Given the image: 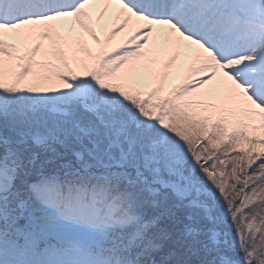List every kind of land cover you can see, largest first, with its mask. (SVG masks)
<instances>
[{
	"label": "snow or ice",
	"instance_id": "6c2138e0",
	"mask_svg": "<svg viewBox=\"0 0 264 264\" xmlns=\"http://www.w3.org/2000/svg\"><path fill=\"white\" fill-rule=\"evenodd\" d=\"M0 264H264V0H0Z\"/></svg>",
	"mask_w": 264,
	"mask_h": 264
},
{
	"label": "bare ground",
	"instance_id": "6f19581e",
	"mask_svg": "<svg viewBox=\"0 0 264 264\" xmlns=\"http://www.w3.org/2000/svg\"><path fill=\"white\" fill-rule=\"evenodd\" d=\"M98 35H102V34L98 32ZM116 39H117V42L120 40L119 37H117Z\"/></svg>",
	"mask_w": 264,
	"mask_h": 264
},
{
	"label": "rangeland",
	"instance_id": "374dc122",
	"mask_svg": "<svg viewBox=\"0 0 264 264\" xmlns=\"http://www.w3.org/2000/svg\"><path fill=\"white\" fill-rule=\"evenodd\" d=\"M85 39H87V38L85 37ZM226 231H230V229H227V228H226Z\"/></svg>",
	"mask_w": 264,
	"mask_h": 264
}]
</instances>
